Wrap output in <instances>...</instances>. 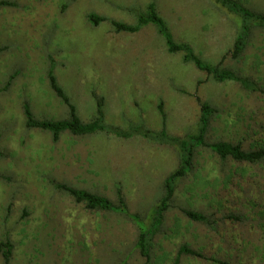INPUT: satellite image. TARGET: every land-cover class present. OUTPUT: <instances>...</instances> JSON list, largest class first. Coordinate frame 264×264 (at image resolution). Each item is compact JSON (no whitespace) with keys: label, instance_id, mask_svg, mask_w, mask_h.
Masks as SVG:
<instances>
[{"label":"rangeland","instance_id":"1","mask_svg":"<svg viewBox=\"0 0 264 264\" xmlns=\"http://www.w3.org/2000/svg\"><path fill=\"white\" fill-rule=\"evenodd\" d=\"M0 242L12 244L9 264H264V163L221 159L195 149L151 240L136 247L138 219L164 195L178 167L169 143L105 131L76 136L25 126L23 103L37 119L60 120L68 108L49 84L52 73L82 122L102 100L106 125L141 126L182 138L197 131L200 102L215 109L204 142L264 148V94L239 82H217L183 52L167 51L152 23L135 24L152 4L173 40L264 90V26H253L238 58L230 52L241 17L217 0H0ZM264 14V0H235ZM104 20L94 24L88 15ZM162 104L164 117L158 104ZM108 198L119 210H88L55 184ZM201 213L190 219L183 210ZM142 225V224H141ZM186 246L202 256L179 254ZM0 264L3 258L0 254Z\"/></svg>","mask_w":264,"mask_h":264},{"label":"trees","instance_id":"2","mask_svg":"<svg viewBox=\"0 0 264 264\" xmlns=\"http://www.w3.org/2000/svg\"><path fill=\"white\" fill-rule=\"evenodd\" d=\"M218 3L227 9L241 17V24L238 28L236 38L233 43V48L230 52L232 58H238L242 53L250 31L253 26H264V14L255 13L249 9L243 7L239 2L235 0H217ZM12 5L11 2L0 1V5ZM88 18L94 24H98L104 20V17L90 14ZM115 27L116 31L125 32H136L148 23H152L160 35L163 36L167 51L170 53L183 52L184 61L193 62L197 68L205 71L213 80L217 82H223L226 80H232L239 82L241 86L247 90L260 91L264 94V90L259 89L257 85L247 79L240 78L228 69L221 68L220 65H209L202 62L198 56H196L189 45L185 43H177L173 40L171 33L169 32L163 19L157 14L152 4H149L148 11L145 13H139L137 15V21L135 24H126L122 22H111ZM53 66L50 65L48 72L49 84L53 92L68 108V117L60 120H46L37 119L34 117L31 108L27 102H24L23 115L25 118V126L28 128H37L41 130L49 131L52 134L53 141H57L59 136L63 132H69L72 135L83 136L94 133L96 131H105L121 138H129L133 135H141L151 141L169 143L176 147L179 154V165L178 167L164 180V195L159 201L158 205L155 206L153 212L150 214V224L145 225L142 223L137 216H134L138 222V235L136 240V247L139 249L140 254L148 258L149 250L151 245L152 236L158 230L160 223L163 218L164 212L169 207V202L173 196L174 188L179 179L184 177L190 170L192 164V157L194 151L199 146H207L212 152L218 155L221 159L231 158L234 161H245L249 163H264V148H258L255 150L245 151L241 148L240 144H233L224 141H218L214 143L204 142V134L208 127V121L210 116L215 112V109L206 102H200V115L197 125V131L186 135L182 138H176L169 136L164 130L154 132L147 128L136 126L131 127L127 130L119 127H113L106 125L103 121L102 114V100H97L96 116L89 122H82L77 116L75 107L70 102L68 96L65 94L63 89L57 83L53 73ZM160 114L164 117L162 111V104H158ZM55 187L59 190L65 191L70 194L74 200L78 203H82L88 210H100V211H112L119 210L124 213L125 205L121 197L118 199V204H114L108 198L91 193L86 190L76 189L65 184H55ZM185 215L195 221H205L206 218L199 212L185 209L183 210ZM142 224V225H141ZM12 252V244L8 239L0 242V254L3 258V264H9ZM179 254L185 253L193 256H202L198 252L189 249L186 246H181L178 251Z\"/></svg>","mask_w":264,"mask_h":264}]
</instances>
